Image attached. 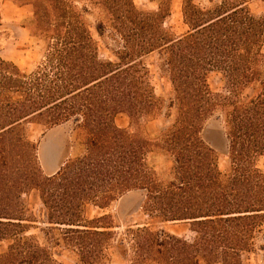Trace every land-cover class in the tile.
Listing matches in <instances>:
<instances>
[{
    "label": "trees",
    "instance_id": "1",
    "mask_svg": "<svg viewBox=\"0 0 264 264\" xmlns=\"http://www.w3.org/2000/svg\"><path fill=\"white\" fill-rule=\"evenodd\" d=\"M10 1L33 6L32 35L46 48L31 70L0 57V242L10 241L0 264H63L56 256L66 250L76 264H246L247 255L264 253V15L249 0L214 8L184 0L181 34L164 27L170 7L104 0L119 37L116 61L100 57L88 9L76 0ZM97 29L104 35L103 23ZM153 53L167 101L146 63ZM213 72L226 78L229 94L212 91ZM163 108L172 123L161 135L116 124L127 115L139 129ZM216 114L228 140L227 170L202 135ZM29 123H71L81 132L53 174L44 173L37 144L20 134ZM159 155L170 162L165 178ZM135 189L144 191L149 219L188 223L194 237L152 224L117 233L112 215L87 218L90 205L106 208ZM33 191L47 225L42 237L30 234L37 220L24 196Z\"/></svg>",
    "mask_w": 264,
    "mask_h": 264
},
{
    "label": "rangeland",
    "instance_id": "2",
    "mask_svg": "<svg viewBox=\"0 0 264 264\" xmlns=\"http://www.w3.org/2000/svg\"><path fill=\"white\" fill-rule=\"evenodd\" d=\"M79 7L86 6L88 12L86 18L91 25V30L94 38L99 44L100 57L104 60L116 61L117 58L113 53V48L119 44V37L112 27L116 24L112 21L113 12L110 6L108 7L104 0H76ZM202 6L214 8L221 4L224 0H194ZM234 2V0H231ZM137 8L145 11H157L159 5L163 8L171 7L172 13L165 21L164 27L173 30L177 34L187 31L188 27L184 24L181 7L183 0H134ZM248 6L251 11L257 15H264V0H249ZM110 8V9H109ZM33 14L32 5L19 6L10 0L0 1V57L14 61L20 68L31 70L39 64L45 54L46 43L40 37H33L32 28L29 18ZM105 25L104 35H100L97 29L98 24ZM157 54H150L146 58V63L152 70L153 82L156 87V92L160 96H164L166 101L170 94H166L163 89V82L160 78V70L157 65ZM209 84L212 91L221 94H229L230 87L228 81L222 73L213 72L209 76ZM253 94L252 88H246L243 92V97L248 99ZM167 110L163 108L155 117V119H142L141 128L135 124L127 115H119L116 118V124L120 127L137 132L139 130L148 132L153 135H161L172 123L171 119L166 116ZM224 126L218 114L210 117L203 129V138L218 152L220 156V165L223 170L229 169V161L227 159L228 150L226 153V141L223 136ZM28 134L29 138L38 146L39 160L45 174H49L50 156L45 149L46 145L64 146L72 144L74 134H81L74 130L71 123H65L54 127H46L43 124L29 123L26 124V131L23 130L20 134ZM54 143V144H53ZM42 151V152H41ZM46 151V152H44ZM57 160V159H56ZM59 163L64 162L65 158L61 155ZM57 161V162H58ZM157 164V170L162 177H167L170 162L167 156L159 155L154 159ZM260 165L264 167V158ZM31 212L35 214L37 222L33 223L34 227L30 234H39L43 236L40 228L47 226L43 224L44 219L41 213L42 202L37 191H33L29 195L24 196ZM144 191L135 189L127 192L118 200L113 202L106 208H101L95 205H90L87 209L86 216L89 220L98 218L105 214L112 215L114 230L117 233H122L127 227L135 226L136 224H152L155 227L162 225L168 231L180 236H185L188 239L194 237V233L190 230V225L185 222H169L160 223L158 219H149L141 212L142 203L144 201ZM143 198V199H142ZM46 218V216H45ZM9 240L0 242V250L7 248ZM63 264H76L75 256L68 250L62 255L56 256ZM246 264H264V253L255 252L246 256Z\"/></svg>",
    "mask_w": 264,
    "mask_h": 264
},
{
    "label": "crops",
    "instance_id": "3",
    "mask_svg": "<svg viewBox=\"0 0 264 264\" xmlns=\"http://www.w3.org/2000/svg\"><path fill=\"white\" fill-rule=\"evenodd\" d=\"M183 3H184V0H183ZM182 8H183V5L181 7V10H182ZM171 12H172V10H171ZM46 146H50V144L49 145H46ZM51 149H53L54 151H56L55 152L56 154L54 155L56 157H54V160L57 159V161L59 160V158L61 157V155L66 160L67 158H69L74 153V147L72 146V144H68V145H64V146H59V148H58V146L57 147L56 146H51ZM57 163H58L57 166H55V168L51 169L52 166H51V164L49 162V165H50V166H48V169H49V172L48 173L49 174L55 173L61 167V165L63 164L62 162L59 163V161Z\"/></svg>",
    "mask_w": 264,
    "mask_h": 264
},
{
    "label": "bare ground",
    "instance_id": "4",
    "mask_svg": "<svg viewBox=\"0 0 264 264\" xmlns=\"http://www.w3.org/2000/svg\"><path fill=\"white\" fill-rule=\"evenodd\" d=\"M54 144V143H53ZM48 145V144H47ZM45 146H46V143H45ZM58 148H59V145H58ZM47 149H49V151H48V154H49V156H50V164H51V169H53V168H55V166H57V160H54V157H56V156H54L56 153V151H54L53 149H51V145L50 146H46L45 147V149H43V150H47ZM42 152V151H41ZM44 152H46V151H44ZM48 161H49V159H48ZM50 166V165H49Z\"/></svg>",
    "mask_w": 264,
    "mask_h": 264
},
{
    "label": "water",
    "instance_id": "5",
    "mask_svg": "<svg viewBox=\"0 0 264 264\" xmlns=\"http://www.w3.org/2000/svg\"><path fill=\"white\" fill-rule=\"evenodd\" d=\"M225 132V131H224ZM223 136H224V138H225V141H226V153H227V150H228V140H227V136H226V134L224 133L223 134ZM49 151V149L47 150V152ZM49 161H50V159H49ZM143 199V198H142Z\"/></svg>",
    "mask_w": 264,
    "mask_h": 264
}]
</instances>
